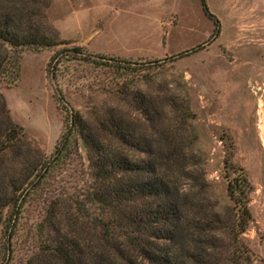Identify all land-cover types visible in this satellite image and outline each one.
<instances>
[{"label": "trees", "instance_id": "trees-1", "mask_svg": "<svg viewBox=\"0 0 264 264\" xmlns=\"http://www.w3.org/2000/svg\"><path fill=\"white\" fill-rule=\"evenodd\" d=\"M200 2L215 26L209 42L215 41L220 21L206 0ZM52 3L0 0V78L13 84L20 78L24 49L65 43L49 21ZM205 44L170 58L182 59ZM62 54L94 61L76 47L54 54L49 66ZM102 59L125 81L128 72L138 69L127 60ZM57 101L70 121L47 157L13 120L0 91V228L6 242L0 264H10L9 245L25 205L47 191L72 159L86 161L88 186L84 192L49 197L37 225L40 245L25 264H264L244 240L252 221L248 173L227 154L228 203L223 208L211 204L207 159L197 147L190 106L180 110L182 120L170 122L163 105L139 94L134 101L148 132L124 116H98L93 124L60 94Z\"/></svg>", "mask_w": 264, "mask_h": 264}, {"label": "rangeland", "instance_id": "rangeland-1", "mask_svg": "<svg viewBox=\"0 0 264 264\" xmlns=\"http://www.w3.org/2000/svg\"><path fill=\"white\" fill-rule=\"evenodd\" d=\"M206 2L220 21V35L212 42L214 22L200 0H53L49 21L65 43L24 49L20 78L13 84L1 77L0 91L13 120L47 157L70 121L59 94L93 124L98 116H124L148 132L134 101L139 94L163 105L170 122L182 120L180 110L190 106L197 147L207 159L211 204L223 208L228 203L227 154L248 173L252 221L244 240L264 261V0ZM203 43L197 53L170 58ZM76 47L94 61L64 53L49 66L54 54ZM102 57L127 60L138 69L128 72L125 81ZM88 181L86 161L72 159L47 191L30 199L9 245L10 264H25L40 245L37 225L49 197L84 192ZM4 244L0 228V263Z\"/></svg>", "mask_w": 264, "mask_h": 264}]
</instances>
